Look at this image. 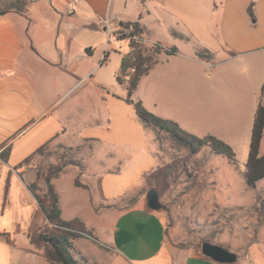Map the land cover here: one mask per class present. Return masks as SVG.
<instances>
[{
  "label": "crops",
  "instance_id": "obj_1",
  "mask_svg": "<svg viewBox=\"0 0 264 264\" xmlns=\"http://www.w3.org/2000/svg\"><path fill=\"white\" fill-rule=\"evenodd\" d=\"M18 1L41 8L43 14L0 12V262L15 264L14 235L24 231L29 247L24 250L52 264L45 256L51 246L31 242L49 226L35 196L45 197L49 179L58 195L60 218L77 220L72 228L94 237L71 239L76 258L96 264H251L237 251L235 262L218 263L204 256L201 247L174 240L160 205L157 210L148 207L147 188L140 183L155 162L147 152L132 156L131 149L142 144L143 129L125 101L128 84L117 80L129 43L116 40L122 47L119 54L109 41L103 42L120 23L136 22L145 46L175 45L178 52L188 43L195 54L189 56L191 65L197 59L203 62L198 53L205 49L213 67H229L264 53V0H77L67 17L69 28L62 25L63 15L59 20L49 14V4L58 11L65 9V0ZM90 20L98 24H87ZM33 22L37 25L32 30ZM74 25L102 29L98 47L89 39L90 29L81 33ZM161 31L169 37L165 42L158 38ZM111 50L119 55V68L105 78L101 69ZM123 149L130 151L125 157ZM65 172L71 173L75 191L86 197L87 214L99 220L100 229L79 213L63 215L56 182ZM11 223L13 233L8 231ZM97 230L103 231L102 240Z\"/></svg>",
  "mask_w": 264,
  "mask_h": 264
},
{
  "label": "rangeland",
  "instance_id": "obj_2",
  "mask_svg": "<svg viewBox=\"0 0 264 264\" xmlns=\"http://www.w3.org/2000/svg\"><path fill=\"white\" fill-rule=\"evenodd\" d=\"M49 7L52 10L49 14L55 13L59 20L63 15L65 22L62 25L69 28L66 21L70 14L66 6L65 9L57 8L58 11L50 4ZM0 8L25 14H43L41 8L18 0H0ZM111 9L115 7L112 5ZM68 19L73 23V18ZM86 23L98 24V21ZM35 25L37 23L33 22L32 30ZM74 28H81V33L90 29L89 39L98 47L102 29H95L93 25H74ZM158 38L165 42L169 37L161 31ZM178 40L186 42L185 39ZM108 41L116 52L122 53L120 42L113 35L104 40L103 46ZM180 47L172 54H167L165 50L177 48L175 45L160 52L162 56H158L160 58L153 70L140 78L131 99L141 100L150 112L175 121L195 136H213L225 142L231 147L233 156L214 152L209 142L191 153L165 131L145 125L139 119L144 138L142 144L131 149L132 156L136 152H147L155 162L140 184L147 191H156L159 214L171 228L167 234L174 240L193 243L199 249L202 242H212L229 251L240 252L245 260L249 257L251 264L252 260H255L253 264H264V178L253 185L247 184L244 178L253 114L261 89L264 91V53L250 55L244 62H236L229 67L215 68L208 50L203 49V62L197 59L199 63L191 65L189 56L194 54L189 49L191 47L188 43ZM109 54V61L101 69L105 78H111L119 68L118 53L111 50ZM129 152L123 149V156ZM259 152L264 154V130ZM70 176V172H65L56 182L63 215L69 217L79 213L86 223L100 229L99 220L87 214L86 197L70 184ZM11 216L14 221V214ZM9 226L11 229L8 231L13 233L15 224ZM102 232L97 230L99 240H102ZM23 233L17 231L14 235L17 249L12 261L15 264H48L41 256L24 250L29 247ZM80 246L87 247L84 243ZM85 250L97 258L94 250L88 247Z\"/></svg>",
  "mask_w": 264,
  "mask_h": 264
},
{
  "label": "trees",
  "instance_id": "obj_3",
  "mask_svg": "<svg viewBox=\"0 0 264 264\" xmlns=\"http://www.w3.org/2000/svg\"><path fill=\"white\" fill-rule=\"evenodd\" d=\"M4 11V9L0 8V12ZM248 12L250 17L253 18L251 8H249ZM120 25L123 27L131 26L132 30L126 37H117L119 40L127 39L129 43V50L124 54L121 60V75L118 76L117 80L121 83L123 82L122 77H128V89L125 101L133 106L138 118L145 125L165 131L170 137L184 144L191 153H195L203 144L209 142L214 152L232 157L233 151L225 142L213 136H206L204 138L195 136L182 129L175 121L153 114L143 106L140 100L133 101L131 99L130 96L136 89L140 78L146 75L157 63L158 55L163 48L158 44H154L150 47L145 46L141 40V30L136 22H123L120 23ZM136 37L137 39H135ZM165 52L167 54H172L175 50L171 48L170 51L166 49ZM198 55L204 56L202 52H199ZM105 56L106 55H104L102 60L105 59ZM129 68H133L134 70L129 71ZM263 97L264 91L262 88L261 96L253 116L249 138V151L244 172L245 181L249 185H253L255 181L264 178V154L259 152L264 129ZM31 189L35 191L34 185L31 186ZM35 196L49 226L46 230L40 232L36 239L31 238V242L37 244L38 242L44 241L51 246V248L45 251V256L52 264L55 262L59 264H96L75 257L71 239L84 235L90 239H94V237L90 231H86L82 228L78 230L73 229L72 226L78 222L77 220L64 221L60 218L58 195L49 183V179L47 180V193L45 197H40L37 194H35Z\"/></svg>",
  "mask_w": 264,
  "mask_h": 264
},
{
  "label": "water",
  "instance_id": "obj_4",
  "mask_svg": "<svg viewBox=\"0 0 264 264\" xmlns=\"http://www.w3.org/2000/svg\"><path fill=\"white\" fill-rule=\"evenodd\" d=\"M145 200L149 208L159 209L158 195L154 189H149L145 194ZM201 253L218 263H233L237 259L235 252L229 251L221 245L208 241L201 243Z\"/></svg>",
  "mask_w": 264,
  "mask_h": 264
},
{
  "label": "built area",
  "instance_id": "obj_5",
  "mask_svg": "<svg viewBox=\"0 0 264 264\" xmlns=\"http://www.w3.org/2000/svg\"><path fill=\"white\" fill-rule=\"evenodd\" d=\"M76 3L77 0H65V4H66V10L69 14L74 13L75 11V7H76ZM131 26H119L117 29L111 31L112 35L115 37L116 40H119L117 37H126V35H129V33L131 32ZM137 39V37L135 38ZM121 41V39L119 40ZM133 68H129V71H133ZM122 81L124 83H128V77H122Z\"/></svg>",
  "mask_w": 264,
  "mask_h": 264
}]
</instances>
